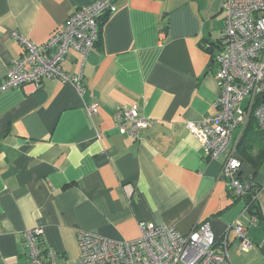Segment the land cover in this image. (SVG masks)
Instances as JSON below:
<instances>
[{
  "label": "crops",
  "instance_id": "1",
  "mask_svg": "<svg viewBox=\"0 0 264 264\" xmlns=\"http://www.w3.org/2000/svg\"><path fill=\"white\" fill-rule=\"evenodd\" d=\"M96 1L0 0V264H27L30 230L57 253L54 264H78L80 232L135 241L143 223L183 235L208 223L232 264H264V164L255 176L243 169L261 187V220L244 251L231 227L247 222L245 203L228 192L223 159L206 160L186 129L218 112L212 59L225 30L223 0H112L117 10L104 17L97 47L87 56L72 50L61 65L81 76L83 92L58 80L2 89L24 54L15 34L42 45ZM132 105L153 122L137 141L113 121Z\"/></svg>",
  "mask_w": 264,
  "mask_h": 264
},
{
  "label": "built area",
  "instance_id": "2",
  "mask_svg": "<svg viewBox=\"0 0 264 264\" xmlns=\"http://www.w3.org/2000/svg\"><path fill=\"white\" fill-rule=\"evenodd\" d=\"M112 0H99L76 10L42 45L15 34L24 48L23 56L9 66L2 89H17L26 85L39 88L45 80H58L83 92L82 79L73 77L61 66L70 51L85 56L94 50L101 36V21L116 12ZM225 30L215 45L213 61L218 64L220 96L217 114L198 123L188 122L186 129L205 150V159H223L222 178L228 192L242 199L250 188L239 178L242 161L237 158L234 131L243 127V135L251 118L264 133V0H223ZM163 36V33H162ZM246 103L245 106L243 104ZM97 105L88 114L97 112ZM136 105L113 112L115 128L121 135L137 141L152 125L141 115ZM245 207V206H244ZM247 222L238 221L231 230L244 251L252 249L249 228L257 219L248 215ZM141 235L135 241H113L105 237L80 232L78 264H232L227 241L217 244L208 223H202L188 235L164 225L141 224ZM39 230L25 232L27 264H54L57 253L46 249Z\"/></svg>",
  "mask_w": 264,
  "mask_h": 264
},
{
  "label": "trees",
  "instance_id": "3",
  "mask_svg": "<svg viewBox=\"0 0 264 264\" xmlns=\"http://www.w3.org/2000/svg\"><path fill=\"white\" fill-rule=\"evenodd\" d=\"M106 18V15L104 16ZM102 18L101 26H103V23L105 21V18ZM100 26V28H101ZM250 122L248 126L246 127L245 131L243 132V135L239 141L238 145V155L237 158H239L242 161V169H240V175L239 178L244 181L246 180L250 188L245 193V197L238 200H243L245 203V207L248 208V215L250 217H254L257 219V223L261 220L260 211L258 201H259V193L261 192V187L253 182V178H247L244 176V166L246 164H249L252 169H254V176L257 175L258 168H262L264 164V133L260 132L258 124L256 120H253V118L249 119Z\"/></svg>",
  "mask_w": 264,
  "mask_h": 264
},
{
  "label": "rangeland",
  "instance_id": "4",
  "mask_svg": "<svg viewBox=\"0 0 264 264\" xmlns=\"http://www.w3.org/2000/svg\"><path fill=\"white\" fill-rule=\"evenodd\" d=\"M247 126H248V125H247ZM242 130H243V127L240 126V127H238V128L236 129V131H234L233 133H234V134H238V133L242 132Z\"/></svg>",
  "mask_w": 264,
  "mask_h": 264
}]
</instances>
